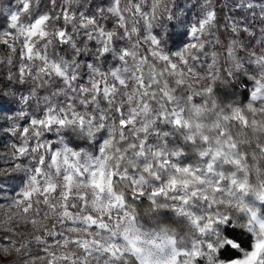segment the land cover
<instances>
[{"label":"snow or ice","instance_id":"snow-or-ice-1","mask_svg":"<svg viewBox=\"0 0 264 264\" xmlns=\"http://www.w3.org/2000/svg\"><path fill=\"white\" fill-rule=\"evenodd\" d=\"M42 2L0 8L28 85L0 92V264H264V6L174 33L175 0Z\"/></svg>","mask_w":264,"mask_h":264},{"label":"rangeland","instance_id":"rangeland-1","mask_svg":"<svg viewBox=\"0 0 264 264\" xmlns=\"http://www.w3.org/2000/svg\"><path fill=\"white\" fill-rule=\"evenodd\" d=\"M197 2L194 3L192 0H175V6L173 7V12L175 13L177 19L168 20L165 16L161 19L160 23L165 25L171 23H179V29L185 31L190 25L195 24L197 20L200 18V5L202 4L203 0H196ZM100 2V0H97ZM254 2V1H253ZM43 3H46V0L42 2V9ZM256 4L255 11L257 13L260 12L262 4L260 2H254ZM19 4V0H0V8L7 5L11 8L12 11H15ZM233 11H237L238 9L232 8ZM46 10V9H45ZM238 11V13H234L233 16L238 19L245 18L243 12ZM240 13V14H239ZM250 13V12H249ZM247 13V14H249ZM232 15V14H231ZM251 15V14H250ZM248 15V16H250ZM7 13L0 11V31L7 29L8 21L6 19ZM111 27V25H108ZM186 41V38H184ZM175 50V46L173 47ZM8 49L4 45H0V57L7 56ZM18 61H14V65H7V64H0V92H4L5 90L12 89L17 91V94H27L28 85L21 86L13 80L9 82L7 77L9 75V71L13 74L16 73L17 69L15 64ZM41 95L46 94V91H41ZM22 105L15 103V101L11 100H3L0 99V167H7L2 163L3 154H6L8 151L9 145L14 142V137H12L9 133L4 131L11 126V123L4 119L5 116L13 115L16 111H18ZM23 123V121H20ZM20 174H14L12 177L8 178L4 181V191L0 192V205H4L5 208L11 203L12 198L15 196V193L19 191L20 180L17 176ZM23 230V229H19Z\"/></svg>","mask_w":264,"mask_h":264},{"label":"trees","instance_id":"trees-1","mask_svg":"<svg viewBox=\"0 0 264 264\" xmlns=\"http://www.w3.org/2000/svg\"><path fill=\"white\" fill-rule=\"evenodd\" d=\"M194 3H196L197 1L196 0H192ZM254 2L256 1V2H260L261 4H262V6H264V0H253ZM226 2H228V3H230V0H214V4L217 6V14H218V21L222 24V23H224V20H223V17L225 16V15H229V16H233V14L234 13H238V11H241V12H243L244 14H246V15H244V17H246V16H248V15H250L251 13H249L246 9H238L237 11H233L232 12V10L233 9H231V10H229V8H225L224 7V4L226 3ZM222 9V10H221ZM43 10H45V9H43ZM254 11H255V9H254ZM240 12V13H241ZM256 12V11H255ZM239 13V14H240ZM247 13H249V14H247ZM257 13V12H256ZM232 14V15H231ZM259 13H257V15H258ZM111 25V24H110ZM176 23H169V24H165L164 26H165V28L168 30V31H171V32H177V31H179L180 33H183L184 31H182L181 29H179V28H176ZM218 35H220V33H218ZM185 37H183L182 35L180 36V37H177V43H179V41L181 40V39H184ZM174 47V46H173ZM207 50H209V49H206V51ZM217 91L218 92H221V94H223V91H225V90H222V89H220L219 87H218V89H217ZM228 93H229V96H230V93H231V89H228V90H226ZM243 98L245 99V101L247 100V97H246V95H244L243 96ZM196 102L197 103H199V100H196ZM189 158L191 159L192 157H191V154H189ZM147 206H148V201L146 200V199H144L142 202H140V203H138L137 204V208H138V211H140V213H141V215H143V212H144V210L147 208ZM170 222V221H169ZM145 223H147V219L145 218ZM149 226H151V225H149ZM245 247H247V244H245Z\"/></svg>","mask_w":264,"mask_h":264}]
</instances>
